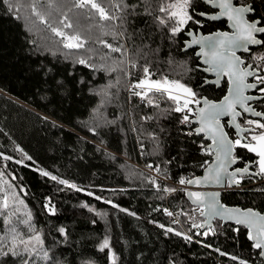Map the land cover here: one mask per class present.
I'll list each match as a JSON object with an SVG mask.
<instances>
[{
  "label": "trees",
  "instance_id": "1",
  "mask_svg": "<svg viewBox=\"0 0 264 264\" xmlns=\"http://www.w3.org/2000/svg\"><path fill=\"white\" fill-rule=\"evenodd\" d=\"M167 2L127 0L137 5L139 13L128 17L120 41L130 58L136 59L137 67L130 66V73L138 80L143 76L140 66L147 65L155 73L154 80L166 76L190 87L196 97L218 100L225 92V82L218 89L203 86L197 58L191 50L181 49L187 26L209 33L223 29V22L197 17L195 11L208 8L200 0H194L189 12L200 24L190 22L173 36L170 28L156 19L166 18L159 7ZM234 3L251 4L255 8L254 17L264 22V0H234ZM7 8V4L0 3V181L5 184L4 190L0 187V203L5 195L9 198L7 212L0 209V264H23V260H28V264H86L89 260L97 264H239L231 256L248 264H259L258 253L251 248L243 227L221 225L215 220L211 230L199 232L198 243H186L182 235L166 232V228L180 232L166 221L162 211L166 203L183 207L187 202L184 191H163L164 187L172 186L155 179L161 187L157 191L149 182L152 177L130 162L139 161L136 146L141 147L140 160L159 167L160 175H169L174 181L189 172L199 175L202 170L199 165L210 158L198 144L205 142L188 132L193 131L192 125H181L183 114L172 110L175 107L172 101L157 97L159 107L147 103L138 106L133 100L128 102L125 91H121L119 102L115 99L106 107L110 123L97 126L92 122L100 101L95 90L106 84L110 76L105 62L118 57L96 42V37L113 43L112 35L94 30L92 47L108 53L109 58L94 55L89 64L103 67L93 70L75 63L74 56L54 55L50 48L57 45L42 41V34L30 31L25 19L15 18L26 17L28 13L9 14ZM260 36L264 39V34ZM260 56H264V45L242 58L263 70ZM260 102L254 105L258 110L259 105L264 106V101ZM243 120L246 119L239 122ZM225 130L229 137L235 138L230 128ZM4 156L11 159L5 160ZM235 156L239 157L238 165L250 163L256 168L255 155L246 149L236 148ZM41 171L75 187L42 176ZM241 178V188L226 190L221 199L227 205L262 211L264 191L259 189H264V177ZM53 205L55 215L50 213ZM8 213L12 214L10 225L5 222ZM200 220L199 215L182 216L183 224L192 230L199 229L193 225ZM61 227L66 234L59 232ZM37 234L44 248L36 246L34 255L11 254L12 247L22 251L20 237L27 239ZM104 238L109 240L110 247L101 251L99 245ZM45 251L51 257L47 261Z\"/></svg>",
  "mask_w": 264,
  "mask_h": 264
},
{
  "label": "snow or ice",
  "instance_id": "2",
  "mask_svg": "<svg viewBox=\"0 0 264 264\" xmlns=\"http://www.w3.org/2000/svg\"><path fill=\"white\" fill-rule=\"evenodd\" d=\"M205 2L210 3L213 8L220 9V15L226 16L228 21L231 22L230 26L234 29V33L217 32L214 35L193 39L192 44H200L202 46L198 55H202L204 57L203 63L208 65L204 70L214 72L218 80L220 77L226 76L229 87L227 95L219 103L205 99L203 101L204 106L195 113V121H190L189 115H183L182 123H198L200 126L195 129V132L197 134L203 133L205 139L211 140L209 145L201 144L200 147L205 155L212 156L215 154V162L214 164H209L208 161H205V165L208 166L205 169L206 174L202 178L181 177L178 183L196 187L209 183L221 186H231L233 183L239 185L240 180L236 179V174L238 172L248 173L249 168L245 166L243 169H236L231 173L227 171L228 167L239 159V157L234 155V149L236 148L246 149L248 153L255 155L257 158L255 164L259 168V172L253 173V175L264 177V112L256 111L249 106V101H264V75H256L246 70V68H242L241 65L244 64V61L236 56L235 50L243 48L247 51L248 45H264V39H257L256 37L257 33L264 34V22L245 19L246 13L255 11L251 4L245 3L240 6H234L233 0H205ZM0 3L8 5L7 11L9 14L28 13L26 17L16 15L15 18L25 19L30 31L42 34L40 36L42 41H51L52 44L57 45L55 49L50 48L54 55L59 53L65 57L74 56L76 57L75 63L93 70H100L103 67L89 64V60L94 55H100L102 59L109 58L108 53H101L99 49L92 47L94 30L99 29L101 35H112L113 39L116 40L124 35L126 31L124 24L127 22L128 17L133 14H139L136 13L137 5L129 4L127 0H0ZM145 3H147V0H145ZM193 4L194 0H171L167 4L161 3L159 11L165 13L166 18L156 17V19L161 25L170 28L171 34L175 36L183 31L184 27L190 22L192 24H200V21L196 20L189 12ZM145 11L148 12V9L145 8ZM69 13H72V15L69 16ZM149 14L151 15V12ZM200 15L203 16L205 14L200 13ZM218 18L217 15L208 17L211 20ZM168 21H172V23L169 24ZM41 25L43 28L39 27ZM44 32L51 35H43ZM53 37L56 39H52ZM96 42L102 45L103 48L108 49L109 52L126 54L127 50L123 44L110 43L99 39V37H96ZM63 49L68 51L65 53L62 51ZM258 59L264 61V56H260ZM120 64H124V61L121 60ZM129 64L135 69L137 67L136 59L130 58ZM140 67L143 71V77L135 83H130L128 87L132 95L139 97L142 101H146L148 105L159 107V104L156 103V98L166 97L167 100L172 101L175 105L172 109L173 111L192 113L193 110L190 105L201 103L200 100L196 99V93L190 87L179 81H170L166 76L162 79L153 80L152 77L155 73L150 71L147 65ZM106 70L115 71L116 69ZM120 71L125 72V76L130 77L133 75V73L126 72L124 68H121ZM249 76H255L256 83H248L247 78ZM218 80L216 81L217 83ZM137 89L139 91H136ZM247 90H255L262 95H246ZM237 106L244 113H249L258 119H246L237 122V117L241 116V112L236 110ZM224 115L231 117L228 124L230 127L235 128L236 139L229 138V134L224 131V125L220 122V117ZM145 119H150V117ZM243 124H247L248 127H244ZM3 158L5 160L11 159L8 156ZM25 158L31 159V157L27 156ZM17 163H20V161H17ZM146 167L149 170L161 173V169L159 167L153 168L152 164H148ZM40 175L49 177L60 184L75 187V185L68 184L66 180H57L56 176L46 171H41ZM225 177L227 178L226 180ZM149 182L156 187L157 191L161 190V187L155 183L154 178H149ZM76 190L80 191L79 188ZM259 190L264 191V189ZM163 191L172 193L176 192L177 189L164 187ZM187 195L192 203L197 205V208L193 209V211H199L201 216H205L208 219L220 217L221 219L234 220L237 225H242L246 228L248 230L247 238L253 241L252 247L258 250L259 256L264 257V215L251 208L245 210L239 208L225 209L224 205L219 203V192L205 194L198 191H188ZM96 199L99 200L101 197H96ZM107 202L111 203V201ZM49 203L51 202L49 201ZM112 206L118 207L115 204ZM45 207H48V205H45ZM8 208L9 198L5 195L2 203H0V209L6 213ZM120 210L126 211L123 208ZM164 212L173 218L179 215V213H173L167 209H164ZM50 213L55 215L54 205L51 207ZM11 215V213H8L5 221L9 225L11 224ZM129 215H134V213H129ZM193 226L201 227L199 224H194ZM159 227L165 228L164 225H159ZM11 230L13 233L16 232L15 228ZM165 230L166 232H175L177 236L181 235L180 232L172 228H166ZM235 230L239 231V229ZM59 232L66 234L63 227L59 228ZM207 234V232L204 233L205 236ZM16 238L15 236L13 237L14 240ZM184 239L189 240L190 237L184 236ZM19 243L23 246L22 251L18 252L16 247L9 249L13 256H22L29 252L34 255L33 249L36 246L41 249L44 248V242L38 234L29 236L27 239L20 237ZM29 245H32V247H29ZM109 247V240L105 239L100 246V250L104 251V249ZM216 251H219V249H216ZM7 254L5 253V255ZM220 255L224 256L227 254L220 252ZM230 258L238 260L239 264H248V261L239 259L236 256H231ZM44 259L46 261L51 259L47 251L44 252ZM23 264H28V260H23Z\"/></svg>",
  "mask_w": 264,
  "mask_h": 264
},
{
  "label": "water",
  "instance_id": "3",
  "mask_svg": "<svg viewBox=\"0 0 264 264\" xmlns=\"http://www.w3.org/2000/svg\"><path fill=\"white\" fill-rule=\"evenodd\" d=\"M206 6H208L209 8H211V9H213L214 11H212V12H209V13H207V12H196V15L198 16V17H200L201 18V20H205V21H209V22H218V21H225V26H226V29L225 30H214V31H212V32H209V33H202L200 30H196V31H194V30H192V29H189L187 32H185V37L186 38H184L185 40L183 41V46H182V52H184V51H190V50H194L193 51V53H194V56L197 58V62H198V65H199V67H198V69L201 71V72H203V74H205L206 76V78H205V80H204V83H203V85H207V84H209V85H214L217 89H218V87L220 86V84H221V82H222V80L225 78V80H226V83H227V85H226V88L224 89L225 90V92H224V94L218 99V100H212V99H208L207 97H205V96H201V97H199V99L198 100H200L201 101V103L200 104H195V106L193 107V115H192V117H190L191 118V121H195L196 120V116H195V113L199 110V108H201V107H203L204 105H203V101L205 100V99H207L208 101H210V102H214V103H219L222 99H223V97L225 96V95H227V93H228V87H229V85H228V78L226 77V76H222V77H220L219 78V80H218V78H217V76H216V74L214 73V72H211V71H205L204 69H206L207 67H208V65H206V64H204L203 63V60H204V57L202 56V55H198V53H200L201 52V49H202V46L200 45V44H192V40L193 39H199V38H201V37H207V36H209V35H214L215 33H217V32H228L229 34H233L234 33V29L230 26L231 25V22L230 21H228V19H227V17L226 16H222V15H220V9L219 8H213L212 7V5L210 4V3H207V2H205V0H201ZM233 5L234 6H240V5H236V4H234V0H233ZM200 13H204L205 15H200ZM212 15H217L219 18L218 19H216V20H211V19H208V17L209 16H212ZM249 15H254V12H250V13H246L245 14V19H247V16H249ZM255 20H258V19H255ZM258 26H260V25H258ZM189 33H191V35H189ZM260 35H263L262 33H257L256 34V37H257V39H261L260 37ZM190 45V46H189ZM261 45H248L247 46V48H248V50L247 51H245L243 48H237L236 50H235V54H236V56H238V57H240L241 58V60H243L244 62H245V60L241 57V54L243 53V54H249L250 52H251V50L250 49H252V48H257V47H260ZM204 50H207V49H204ZM247 66H251V64H242L241 65V67L242 68H246V70H248V71H251V72H253V73H255L256 75H259L261 72L259 71V70H257L256 71V69L255 68H252V67H247ZM253 76H249L248 78H247V82L248 83H255V82H249L248 80L250 79V78H252ZM218 80V83L216 82ZM254 90H247L246 91V95H253L252 94V92H253ZM257 96V95H256ZM254 101H257L258 102V100H254ZM253 101H249V106L250 107H252L254 110H256V111H261V110H257L254 106H253V103H252ZM238 112H241V116L240 117H237V122H239V120L243 117V116H246V117H248V118H252V119H258L257 117H253V116H251L249 113H244L243 112V110L239 107V106H237V109H236ZM230 119H231V117L230 116H228V115H224V116H221L220 117V122H221V124L222 125H224V131L225 132H227L226 130H225V127H227V128H230V130H232L233 132H234V135H235V137H236V131H235V128L234 127H230L229 126V124H228V122L230 121ZM192 125H194V127H193V131H194V135L196 136V137H200L201 139H202V141H204L205 143V145H209L210 143H211V140L210 139H205L204 138V134L203 133H199V134H197L196 132H195V129L196 128H198L200 125L198 124V123H195V122H193L192 123ZM229 138H231V137H229ZM237 138V137H236ZM232 139V138H231ZM234 154H235V149H234ZM210 157V161H209V164H214V162H215V154H213L212 156H209ZM238 161H239V159H237V162L236 163H234V164H232V165H230L229 167H228V169H227V171L229 172V173H231V172H233L234 170H236V169H243L245 166H247L248 168L251 166V164L250 163H247V164H245L244 166H242V167H239V166H237V164H238ZM208 165H206L205 167H204V169L203 170H201V173L199 174V175H197V176H195V177H193V178H202L203 176H205V174H206V171H205V169H206V167H207ZM253 173H257V171H251L250 169H249V172L248 173H240V172H238L237 174H236V178L237 177H242V176H251V177H259V175H253ZM227 178L225 177V180H226ZM234 186H236V184H232L231 186H221V185H219V184H215V183H209V184H206V185H201V186H199V187H196V186H194V185H187V187H188V189H186L185 191H184V198L186 199V201L190 204V205H193V206H197V205H195V204H193L192 203V201H191V199L188 197V195H187V192L188 191H198V192H201V193H205V194H208V193H214V192H219V203L220 204H222V205H224V207H225V209H236V208H239V209H241V210H245V209H249L248 207H245V208H242V207H240V206H235V205H227V204H225L224 202H223V200L221 199V197L220 196H222V194L226 191V190H230L231 188H233ZM252 209V208H251ZM253 210H255V211H257V212H259V213H261L262 215H264V209L262 210V211H259V210H257V209H253ZM199 216L201 217V222H199V225H201V227H199V230L200 231H204V230H206V229H210V228H213V226H214V221L215 220H217V221H219V223L221 224V225H224V224H233L235 227H243L242 225H237L236 223H235V221L234 220H227V219H221L220 217H216L215 219H208L207 217H205V216H201L200 214H199ZM244 228V227H243ZM245 229V231H246V238H247V233H248V230L246 229V228H244ZM247 240L251 243V246H252V244H253V241H250L248 238H247ZM254 251H257V253H258V250L257 249H254L253 247H251ZM258 258L260 259V261H262L263 263H264V257H261V256H259V254H258Z\"/></svg>",
  "mask_w": 264,
  "mask_h": 264
},
{
  "label": "rangeland",
  "instance_id": "4",
  "mask_svg": "<svg viewBox=\"0 0 264 264\" xmlns=\"http://www.w3.org/2000/svg\"><path fill=\"white\" fill-rule=\"evenodd\" d=\"M171 2V0H168L167 3ZM103 23V22H100ZM118 23V22H117ZM189 25V24H188ZM186 28V26L184 27V29ZM106 40V39H103ZM110 41L113 42L114 44H121L120 41H122L121 37H118L116 40L113 39V36L110 38ZM47 42V41H45ZM126 49V48H125ZM127 50V49H126ZM112 55H118V57H122L120 60L117 59L118 57H113L112 59L110 58L109 60H107L106 63V68L105 69H111V68H115V71H109L107 70V73L110 75L108 80L106 81L107 83L104 84L103 86L98 87L95 91L97 93V95L100 98L99 101V105L97 108H95L93 114H92V122L94 124H97V126H105L106 124L110 123V121H108L109 119L106 116V107L111 106L115 102H119L118 99V93H120L121 91H125L126 96L129 99V95L132 97L134 95H132V92L129 90L128 85L130 83H135L137 81V79H134L135 77L133 75L129 76H125V72L120 71L121 68H124L126 72H130L131 68H130V64H129V60H130V56L128 55V50L126 51V54H121V53H114L112 52ZM70 58V57H68ZM123 60L124 64H120V61ZM143 76H141L140 78H142ZM138 78V80L140 79ZM154 80V79H153ZM136 91H139V89H137ZM193 106H195L194 104L190 105V107L192 108ZM264 107V106H263ZM257 159V158H256ZM257 171L259 172V168L256 165ZM0 187L2 190L5 189V184L3 181H0ZM239 188V187H236ZM178 207V206H176ZM186 214V213H185ZM184 214V215H185ZM182 215V216H184ZM181 216V218H182ZM192 216V215H191ZM193 217V216H192ZM200 221H197L196 224H199ZM106 238H104L103 240H101V243L99 245V247L102 245L103 241ZM111 250L109 249V260L112 261L113 258V254H111ZM86 264H97L94 261H87Z\"/></svg>",
  "mask_w": 264,
  "mask_h": 264
},
{
  "label": "built area",
  "instance_id": "5",
  "mask_svg": "<svg viewBox=\"0 0 264 264\" xmlns=\"http://www.w3.org/2000/svg\"><path fill=\"white\" fill-rule=\"evenodd\" d=\"M131 100H133L136 104H138V106L139 105H144V104H146V101H142L139 97H137V96H133V97H131L130 95H129V100H128V102H131ZM194 105H195V103H194ZM194 107V106H193ZM193 107H192V110H193ZM183 115H185V114H187V115H189V120L191 121V118L190 117H192V115H193V112L192 113H182ZM181 121H182V117H181ZM181 125H183V126H185V127H189V126H191L192 125V123H182L181 122ZM192 127H194V125H192ZM188 132H191V133H194V131H188ZM204 142V141H203ZM198 144H200L201 145V143H198ZM137 147V153H138V155H139V161H137V162H132V161H130L134 166H136L138 169H140L143 173H146L147 175H149L150 177H152V178H154V179H157V180H161V181H163V182H165V183H167L168 185H171L172 187H174V188H176L177 190H183V191H185L186 189H188V187H187V185H180L179 183H178V181H179V179L178 180H176V181H174V180H172L171 179V177L169 176V175H164V176H162V175H160V173H157L156 171H154V170H149L147 167H146V165H148V164H146V163H144L142 160H140V157H141V147H139L138 145L136 146ZM203 152V151H202ZM204 154V153H203ZM205 161H210V158L209 159H207V160H205ZM205 161L203 162V163H201L200 165H199V167H200V169H204V167L206 166L205 165ZM153 168H156V167H154L153 166ZM196 175L194 174V172H189V173H186V174H184V175H182L181 177H184V178H193V177H195ZM167 177V178H166ZM180 177V178H181ZM236 179H239L240 181H241V177H237ZM262 180H264V178L262 179ZM258 181H260V180H258ZM258 181H253L254 183H256V182H258ZM261 182V181H260ZM236 187H239V188H241V186H239V185H236V186H234L233 188H231V189H235ZM195 208H197V206H193V205H190L188 202H186L184 205H183V207L182 206H178V207H172V206H170L168 203H166V205L164 206V208H163V215H164V217H165V219H166V221H168V223H170L171 225H175V226H177L178 227V229H179V231H180V233H181V235H182V238H183V240L186 242V243H198L199 241H200V239H199V234H197V233H199V232H202V231H200L199 229H194V230H192L191 228H188V227H186V225H184L183 223V221H182V218H181V216L182 215H184L185 213H189V214H191L192 216H196V215H199L200 213H199V211H193V209H195ZM164 209H167L168 211H171V212H173V213H179V215H177L175 218H173V217H170V216H168V215H166L165 214V212H164ZM169 224V225H170ZM212 228H210V229H206L207 231L208 230H211ZM184 236H188V237H190V239L189 240H185L184 239ZM260 261V260H259ZM259 264H264L262 261H260V263Z\"/></svg>",
  "mask_w": 264,
  "mask_h": 264
},
{
  "label": "flooded vegetation",
  "instance_id": "6",
  "mask_svg": "<svg viewBox=\"0 0 264 264\" xmlns=\"http://www.w3.org/2000/svg\"><path fill=\"white\" fill-rule=\"evenodd\" d=\"M201 1V0H200ZM202 2V1H201ZM203 3V2H202ZM204 4V3H203ZM235 4V3H234ZM205 5V4H204ZM237 5V4H236ZM206 6V5H205ZM208 9L207 10H204V11H199V12H207V13H209V12H212V11H214L213 9H211V8H209L208 6H206ZM198 12V11H197ZM195 14H196V11H195ZM198 17V16H197ZM200 18V17H199ZM201 19V18H200ZM247 19L248 20H255V19H258V18H255L254 17V15H249V16H247ZM259 20V19H258ZM203 21H205V20H203ZM209 22V21H208ZM218 22H223V24L225 23V21H218ZM188 28H187V30L185 31V32H187L189 29H192V30H194V31H196V30H199L197 27L194 29V28H192V27H189V26H187ZM226 29V26H225V24H224V28L223 29H216V30H225ZM203 33V32H202ZM186 38V37H185ZM185 40V39H184ZM252 49H254V48H252ZM252 49H250L251 51H252ZM192 52L194 51V50H191ZM250 54V53H249ZM243 55H248V54H241V57L243 56ZM245 59V58H244ZM248 63H250L251 64V67L252 68H255L256 69V71L257 70H259L261 73L259 74V75H262L263 73H264V69L262 70V69H260V68H258L257 66H255V65H252V63L251 62H247V63H245L244 62V65L245 64H248ZM199 67V66H198ZM202 74H203V72H202ZM264 75V74H263ZM206 75L205 74H203V77H201V78H203V83H204V80H205V77ZM249 82H255L256 83V80H255V76H253L252 78H250L249 80H248ZM225 82V84L227 85V83H226V80H225V78L222 80V82H221V84H220V86L219 87H221V85L223 84ZM203 86H212V87H214V88H216L214 85H209V84H207V85H203ZM218 87V88H219ZM252 94L253 95H257V96H260V95H262L261 93H259L258 91H253L252 92ZM201 97V96H200ZM196 99H199V97H196ZM208 99H210V98H208ZM212 100H214V99H212ZM258 102H259V104L261 103L260 102V100H258ZM257 101H253L252 103H253V106L255 105V104H257L258 103ZM255 107V106H254ZM256 108V107H255ZM257 109V108H256ZM258 110V109H257ZM259 110H261L262 112H264V110H263V106L262 107H260V105H259ZM241 119H252V118H248V117H246V116H243ZM244 127H248V125L246 124V125H243ZM233 134H234V132H233ZM235 136V135H234ZM234 139H236V137L234 138ZM235 155V154H234ZM245 165V163L243 164H237V166H239V167H242V166H244ZM249 169L251 170V171H257V169H254V166H250L249 167ZM247 178L248 177H251V176H246ZM252 178V177H251Z\"/></svg>",
  "mask_w": 264,
  "mask_h": 264
}]
</instances>
